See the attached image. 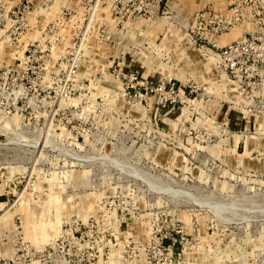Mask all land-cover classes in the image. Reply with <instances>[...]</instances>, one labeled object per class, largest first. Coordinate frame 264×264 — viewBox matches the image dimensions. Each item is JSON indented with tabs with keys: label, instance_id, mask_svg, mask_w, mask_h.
<instances>
[{
	"label": "rangeland",
	"instance_id": "1",
	"mask_svg": "<svg viewBox=\"0 0 264 264\" xmlns=\"http://www.w3.org/2000/svg\"><path fill=\"white\" fill-rule=\"evenodd\" d=\"M207 1L128 18L126 1L110 16L40 0L26 32H0V264H264V132L243 128L223 74L196 80L178 49L190 26L203 59L192 16ZM134 72L208 95L197 114L145 101Z\"/></svg>",
	"mask_w": 264,
	"mask_h": 264
},
{
	"label": "built area",
	"instance_id": "2",
	"mask_svg": "<svg viewBox=\"0 0 264 264\" xmlns=\"http://www.w3.org/2000/svg\"><path fill=\"white\" fill-rule=\"evenodd\" d=\"M18 1L0 0V32L11 36L13 40L29 29L28 17L34 10L32 3ZM50 1L42 0L45 4ZM125 1L131 3L128 18L138 15L155 17L170 8L168 0H79L80 3L93 5L92 12L97 10L101 13L100 10L106 7L110 16L116 12L118 3ZM214 3L222 6L216 8ZM192 19L195 23L203 22L209 33L203 38L206 46L215 50L213 67L225 76L224 82L233 88V106L241 120L252 121L253 127L249 130L264 132V0H210L194 12ZM236 26L240 27V35L219 45L217 38ZM187 29L193 48L201 35L197 36L190 26ZM131 77L141 87V96L145 101L155 99L163 104H172L173 107L188 106L193 114L199 112L200 100L208 95L205 82L178 84L172 76L149 80L138 72L132 73ZM15 232L17 252L22 249L21 245L27 247L28 244L19 224L15 225ZM26 257L21 264H31L34 257L32 252ZM76 260L74 264H84V255Z\"/></svg>",
	"mask_w": 264,
	"mask_h": 264
},
{
	"label": "crops",
	"instance_id": "3",
	"mask_svg": "<svg viewBox=\"0 0 264 264\" xmlns=\"http://www.w3.org/2000/svg\"><path fill=\"white\" fill-rule=\"evenodd\" d=\"M40 0H31L32 4L34 5L35 3L38 4ZM65 3H69L70 2H73L74 0H63ZM79 1V0H78ZM227 33H230V32H227ZM184 38H188V35H183ZM237 37V34L234 33L233 35H230L229 39H225L224 38H221L220 41H222L221 43L222 44H225L227 43V41H230V40H233L234 38ZM186 38V39H187ZM189 40V38H188ZM182 46V47H181ZM208 48V49H207ZM178 49H180L181 51L180 52H188L189 54V57H188V63L190 65H193V68H194V72L196 73V80H205L206 82L208 83H212V84H215V85H223V83L221 82L222 80H216L214 79V77H217V75H212L211 73L213 72L212 69H213V66H212V63L210 61V58H214V53H215V50L212 49V48H209V47H202V48H198V50H203L205 54H203V59H201L199 62L198 61H193L192 60V56L191 54L193 53L192 51L196 50L194 48H191L190 45H179ZM205 56V57H204ZM204 63V64H203ZM188 64V65H189ZM199 70L200 73L197 74L196 70ZM215 71V69H214ZM216 72V71H215ZM222 75V74H221ZM224 76V75H223ZM235 114H237L235 112ZM239 116V115H238ZM253 127V123L252 121H248V120H244V123H243V128H246V129H251ZM256 132H259L258 130Z\"/></svg>",
	"mask_w": 264,
	"mask_h": 264
},
{
	"label": "bare ground",
	"instance_id": "4",
	"mask_svg": "<svg viewBox=\"0 0 264 264\" xmlns=\"http://www.w3.org/2000/svg\"><path fill=\"white\" fill-rule=\"evenodd\" d=\"M204 64V63H203Z\"/></svg>",
	"mask_w": 264,
	"mask_h": 264
}]
</instances>
